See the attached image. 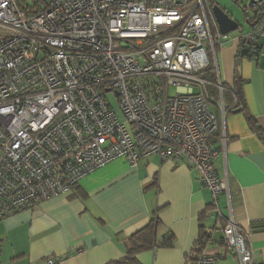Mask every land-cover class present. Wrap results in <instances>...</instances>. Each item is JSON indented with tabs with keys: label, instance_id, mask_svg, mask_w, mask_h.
Here are the masks:
<instances>
[{
	"label": "built area",
	"instance_id": "obj_1",
	"mask_svg": "<svg viewBox=\"0 0 264 264\" xmlns=\"http://www.w3.org/2000/svg\"><path fill=\"white\" fill-rule=\"evenodd\" d=\"M214 6V0H0V222L72 195L112 162L137 168L158 156L196 169L216 205L227 197L225 249L204 250L194 264H218L227 253L254 264L248 235L233 216L228 177L216 166L226 139L220 151L211 143L220 122L206 75L218 76L226 116L219 50L230 38ZM243 10L249 28L237 39L256 58L264 44V0H249Z\"/></svg>",
	"mask_w": 264,
	"mask_h": 264
},
{
	"label": "crops",
	"instance_id": "obj_2",
	"mask_svg": "<svg viewBox=\"0 0 264 264\" xmlns=\"http://www.w3.org/2000/svg\"><path fill=\"white\" fill-rule=\"evenodd\" d=\"M237 38L219 50L220 79L233 86L238 71L249 114L264 129V44L258 57L239 60ZM215 113L220 127L213 148L220 151L226 139V152L216 160L218 173L228 177L233 216L248 235L254 264H264V142L240 110ZM227 205L226 195L216 205L200 173L184 162L152 156L133 168L117 160L85 177L72 195L1 221L0 263L110 264L127 256L128 239L157 216L158 243L174 236V245L141 252L139 264H194L201 227L210 234L205 251L225 249ZM226 255L218 264H239L235 254Z\"/></svg>",
	"mask_w": 264,
	"mask_h": 264
},
{
	"label": "trees",
	"instance_id": "obj_3",
	"mask_svg": "<svg viewBox=\"0 0 264 264\" xmlns=\"http://www.w3.org/2000/svg\"><path fill=\"white\" fill-rule=\"evenodd\" d=\"M217 4L215 3V6ZM249 47L242 43L239 46L238 50V59L251 58L249 57ZM262 48V47H261ZM260 48V49H261ZM206 79L211 82L212 86L208 87V95L210 98V102L216 111H219V104L221 101V95L219 93L218 88L216 87L218 83V76L212 70H209L206 75ZM222 87L224 88L223 93V102L225 105V111L233 112L235 109L240 110V112L244 113L247 123L251 131L262 141L264 142V129L259 125L257 120L249 114L247 109L246 99L244 95V81L236 72L235 82L233 86H227L222 83ZM234 107V108H232ZM217 114V113H216ZM213 144V140L211 141ZM203 219V216L201 217ZM201 219V221H202ZM160 220L157 216H155L151 222L131 236L127 241V256L116 262H112L110 264H139L137 260V256L144 251L151 250L153 248H171L174 245V236H165L164 240L161 243L157 241V232L160 226ZM201 237L199 239L198 247L193 251L195 256H200L206 249L207 245L210 242V234L205 232L204 227L200 228ZM195 260V259H193Z\"/></svg>",
	"mask_w": 264,
	"mask_h": 264
},
{
	"label": "rangeland",
	"instance_id": "obj_4",
	"mask_svg": "<svg viewBox=\"0 0 264 264\" xmlns=\"http://www.w3.org/2000/svg\"><path fill=\"white\" fill-rule=\"evenodd\" d=\"M236 1L237 0H214V2L221 9H223L235 22H237L241 26L239 31H235L229 34V39L239 37L242 31H246L249 28L246 22L247 15L243 10L247 7L249 0H239L238 3H236ZM175 94L176 89L172 88L170 90V95L175 96Z\"/></svg>",
	"mask_w": 264,
	"mask_h": 264
},
{
	"label": "water",
	"instance_id": "obj_5",
	"mask_svg": "<svg viewBox=\"0 0 264 264\" xmlns=\"http://www.w3.org/2000/svg\"><path fill=\"white\" fill-rule=\"evenodd\" d=\"M213 14L221 29L222 34L228 35L235 32L239 28V24L235 22L223 9L218 5L214 6Z\"/></svg>",
	"mask_w": 264,
	"mask_h": 264
}]
</instances>
